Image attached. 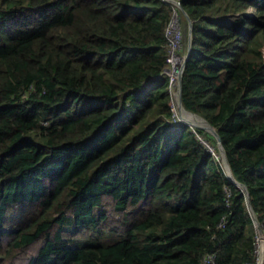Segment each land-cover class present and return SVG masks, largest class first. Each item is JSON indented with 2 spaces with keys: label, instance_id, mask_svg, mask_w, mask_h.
I'll list each match as a JSON object with an SVG mask.
<instances>
[{
  "label": "trees",
  "instance_id": "trees-1",
  "mask_svg": "<svg viewBox=\"0 0 264 264\" xmlns=\"http://www.w3.org/2000/svg\"><path fill=\"white\" fill-rule=\"evenodd\" d=\"M179 1L193 20L182 104L215 127L245 189L203 142L217 152L212 133L173 112V2L0 0V262L36 241L28 264L254 259L264 0ZM69 226L108 240L72 242Z\"/></svg>",
  "mask_w": 264,
  "mask_h": 264
},
{
  "label": "built area",
  "instance_id": "built-area-1",
  "mask_svg": "<svg viewBox=\"0 0 264 264\" xmlns=\"http://www.w3.org/2000/svg\"><path fill=\"white\" fill-rule=\"evenodd\" d=\"M170 1V0H167ZM174 3L176 0H171ZM176 9L173 11L171 18L166 27V47L168 51L170 67L165 70L170 78L171 86L174 88L178 84L179 75L181 68L185 60L183 51V26H182V15L179 7L174 4ZM172 88V95L176 98L177 91ZM209 148V144L203 141ZM262 231L257 234L254 243V254L255 260L253 262H247L246 264H261L264 256V222L261 224ZM256 245L258 249L256 250ZM202 264H216L215 253L208 252L202 257Z\"/></svg>",
  "mask_w": 264,
  "mask_h": 264
},
{
  "label": "rangeland",
  "instance_id": "rangeland-1",
  "mask_svg": "<svg viewBox=\"0 0 264 264\" xmlns=\"http://www.w3.org/2000/svg\"><path fill=\"white\" fill-rule=\"evenodd\" d=\"M177 2H178V0H177ZM222 7H223V6H222ZM179 10H180V13H181L182 10H181V9H179ZM182 17H183V16H182ZM183 21H185V29H186V28H187V25H188V19H187V17H185V18L183 17ZM260 38H261V37H260ZM263 50H264V39H263ZM173 90H174V91H177V87H176V85H175V87L173 88ZM176 99H177V98H174V100H173V107L175 108V111H176V113L178 114V113L180 112V109L178 108V104H177ZM182 113H183V112H182ZM184 114H186V113L184 112ZM184 114H183V115H184ZM183 115H182V116H183ZM186 118H187L189 121H194V120H195L193 116H190V117H189V116H186ZM198 123H199L200 125L205 124L202 120H201V121L198 120ZM212 135H213V134H212ZM215 146H216L217 148H219V145L216 144V143H215ZM95 212H96V210H95ZM74 229H75V227H73V226L64 227V231H65L66 233H68V235H69V237H70V239H71L72 242L76 241V242H78V243H81V242L86 241V240H88V239H90V238H96V237H98V236H99V238H101V239H106V240H108V236H107L105 233H102V234H99V235H96V236H93V237H85V238L80 239V238H77V237H74V236H73V234H74ZM119 238H121V237H120V236H115V235L110 236V240H111V242H113V241H115V240H117V239H119ZM40 244H41V241H36L35 243L31 244L30 246L26 247L25 249H23V250H19V251L16 253V255H15L14 257L9 258V259H7V260H5V261H1L0 264H28L30 258H31L34 254H36V251H37V249L39 248ZM257 249H258V245H256V250H257Z\"/></svg>",
  "mask_w": 264,
  "mask_h": 264
},
{
  "label": "clouds",
  "instance_id": "clouds-1",
  "mask_svg": "<svg viewBox=\"0 0 264 264\" xmlns=\"http://www.w3.org/2000/svg\"><path fill=\"white\" fill-rule=\"evenodd\" d=\"M164 1H167V0H164ZM171 1V0H170ZM171 2H173V1H171ZM173 4H176L178 7H179V9H181L182 10V12H181V15L185 18L186 17V15H185V12H184V10H183V8H182V6H181V4H180V1L178 0V2H177V0H176V2L174 3L173 2ZM249 11V10H248ZM183 17H182V26H183V51H184V55H185V60H184V62H183V65H182V68H181V72L184 70V67H185V64H186V61H187V59H188V57H189V55H188V53H189V42H188V29H189V21H188V25H187V28L185 29V21H183ZM191 23H192V27H193V20L191 19ZM166 41H167V38H166ZM165 46H166V43H165ZM191 47H192V45H191ZM166 49H167V47H166ZM167 53H168V51H167ZM191 53V52H190ZM169 57V56H168ZM170 65H171V63H170ZM170 67V66H169ZM168 67V68H169ZM168 68H166L165 70H167ZM165 72V71H164ZM166 73V72H165ZM167 74V73H166ZM181 74V73H180ZM182 74H183V72H182ZM180 76V75H179ZM155 79V77H151V78H149L146 82H145V85H149L153 80ZM170 79V78H169ZM170 87H171V93H172V86H171V83H170ZM176 87H177V94H176V101H177V104H178V88H179V79H178V84L176 85ZM174 98L175 97H173V95H172V100H171V106H172V108H173V112L175 113V114H177L176 113V111H175V108L173 107V100H174ZM178 108H179V106H178ZM180 109V108H179ZM189 111V110H188ZM184 112L183 113H181V112H179L178 114H177V116L179 117V123H186V124H188V125H190V126H192V127H194V130H195V127H197V126H195V125H192V124H190L185 118H184V116L186 117L187 115L186 114H184ZM183 115V116H182ZM190 117V116H189ZM197 128H199V127H197ZM206 130V129H205ZM218 144V143H217ZM207 146V145H206ZM210 146V145H209ZM208 147V146H207ZM209 148V147H208ZM209 150L211 151V152H213V154L215 155V156H217V157H220V160H221V162H222V165H223V167H224V170H225V172H226V174L228 175V177L230 178V179H232L230 176H229V174H228V171H227V169H226V167H225V164H224V162H223V155H222V152H221V150L218 148V151L216 152V151H214V149L210 146V148H209ZM231 171V170H230ZM235 179V178H234ZM236 180V179H235ZM232 181H233V179H232ZM234 182V181H233ZM236 184H238L240 187H243L244 189H245V186L244 185H242L241 183H239L238 181L237 182H235ZM248 194V193H247ZM248 206H249V200H248ZM249 209H250V207H249ZM252 216V215H251ZM253 219V218H252ZM253 222H254V220H253ZM264 221H260L259 220V227H257L256 226V224L254 223V226H255V230H256V235H255V238H256V236H257V234L258 233H260L261 231H262V228H261V224L263 223ZM254 243H255V241H254ZM3 244L4 245H6L4 242H3ZM34 256V255H33ZM254 256H255V254H254ZM255 260V257H254V259L252 260V261H249V262H253ZM246 264V263H245ZM261 264H264V256H263V260H262V263Z\"/></svg>",
  "mask_w": 264,
  "mask_h": 264
},
{
  "label": "water",
  "instance_id": "water-1",
  "mask_svg": "<svg viewBox=\"0 0 264 264\" xmlns=\"http://www.w3.org/2000/svg\"><path fill=\"white\" fill-rule=\"evenodd\" d=\"M185 12V11H184ZM185 15L189 21V29H188V42H189V53L188 55L190 54L191 52V45H192V21H191V18L190 16L185 12ZM183 72V71H182ZM182 72L179 76V88H178V106L180 108V112H185L187 116H193L194 117V121H189L185 116L184 118L192 125H195L199 128H202V129H206L208 130L209 132H211L213 134V136L216 138V141L219 145V149L221 150L222 152V155H223V162L225 164V167L228 171V174L229 176L233 179L234 182H237V180L234 179L231 171H230V167H229V163H228V160H227V157H226V153H225V150H224V147L222 145V142H221V137L219 135V133L217 132V130L215 129V127H213L207 120H205L202 116L196 114V113H193L191 111H188L184 108L183 104H182V100H181V78H182ZM201 119L205 124L203 125H200L198 123V120ZM248 195V194H247ZM249 196V195H248ZM249 207H250V212H251V215H252V218L254 220V223L256 224L257 227H259V219L255 213V211L253 210L251 204H250V201H249Z\"/></svg>",
  "mask_w": 264,
  "mask_h": 264
},
{
  "label": "bare ground",
  "instance_id": "bare-ground-1",
  "mask_svg": "<svg viewBox=\"0 0 264 264\" xmlns=\"http://www.w3.org/2000/svg\"><path fill=\"white\" fill-rule=\"evenodd\" d=\"M201 121V119H199Z\"/></svg>",
  "mask_w": 264,
  "mask_h": 264
}]
</instances>
